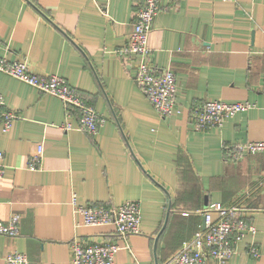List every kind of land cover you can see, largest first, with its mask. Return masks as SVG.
<instances>
[{
	"label": "crops",
	"instance_id": "obj_1",
	"mask_svg": "<svg viewBox=\"0 0 264 264\" xmlns=\"http://www.w3.org/2000/svg\"><path fill=\"white\" fill-rule=\"evenodd\" d=\"M143 0H0V56L26 58L33 72L57 74L105 117L93 135L66 118L57 97L0 72V220L19 215L18 234L0 233V256L28 264H71L70 241L113 240L114 264H160L192 236L200 210L241 202L256 228L236 243L228 264H264V152L225 157L223 144L264 141V0H160L148 36L153 67H170L178 110L159 116L136 86L134 61L118 54ZM250 101L219 127L195 130L204 100ZM40 167L27 161L38 143ZM78 202L140 204L141 232L118 237L111 224L84 225ZM251 244L259 254L248 252ZM0 264H3L2 262Z\"/></svg>",
	"mask_w": 264,
	"mask_h": 264
},
{
	"label": "built area",
	"instance_id": "obj_2",
	"mask_svg": "<svg viewBox=\"0 0 264 264\" xmlns=\"http://www.w3.org/2000/svg\"><path fill=\"white\" fill-rule=\"evenodd\" d=\"M236 2L237 0H223ZM160 9V0H143L135 11L131 30L124 42L116 48L118 54L134 61L132 78L140 92L149 101L159 116H167L178 110L175 94L176 79L170 67L158 69L149 61L150 48L148 36L155 15ZM0 72L17 78L39 90L60 99L65 107L66 118L71 110L77 111L75 125L65 120L60 127L64 130L78 129L88 134H95L104 122L100 115L63 77L57 74L39 75L33 72L26 58L8 60L0 56ZM250 101L225 102L207 99L193 108L190 122L195 130L219 127L228 116L253 107ZM4 99L0 93V128L7 131L16 118V114L3 109ZM225 157L238 159L246 154L264 152L263 140H246L233 144H223ZM43 146L38 143L35 151L27 161L29 169L40 167ZM3 152L0 150V177L5 165L1 162ZM73 211L81 217L84 225L111 224L118 237L141 232L140 204L137 200H125L116 206L102 204H85L78 202L73 193L70 198ZM245 207L241 202L223 204L213 202L200 210L202 222L179 248L160 264H228L235 253V246L245 233L254 235L256 228L243 215ZM19 215L11 214L8 222L0 220V233L7 236L18 234ZM121 246L113 240L86 242L74 237L69 244L71 264H114V254ZM249 254L257 257L256 245L251 244ZM3 264H28V258L22 252H8L0 256Z\"/></svg>",
	"mask_w": 264,
	"mask_h": 264
},
{
	"label": "water",
	"instance_id": "obj_3",
	"mask_svg": "<svg viewBox=\"0 0 264 264\" xmlns=\"http://www.w3.org/2000/svg\"><path fill=\"white\" fill-rule=\"evenodd\" d=\"M203 220V219H202ZM157 264V263H156Z\"/></svg>",
	"mask_w": 264,
	"mask_h": 264
},
{
	"label": "trees",
	"instance_id": "obj_4",
	"mask_svg": "<svg viewBox=\"0 0 264 264\" xmlns=\"http://www.w3.org/2000/svg\"><path fill=\"white\" fill-rule=\"evenodd\" d=\"M174 253V252H173Z\"/></svg>",
	"mask_w": 264,
	"mask_h": 264
}]
</instances>
